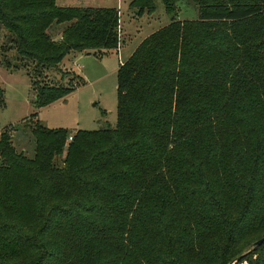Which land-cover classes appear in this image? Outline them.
<instances>
[{"label":"trees","instance_id":"16d2710c","mask_svg":"<svg viewBox=\"0 0 264 264\" xmlns=\"http://www.w3.org/2000/svg\"><path fill=\"white\" fill-rule=\"evenodd\" d=\"M161 1L171 22L119 65L114 129L68 142L31 116L33 158L0 131V264H264V0H192L182 21ZM0 27L33 64L37 109L73 91L42 72L118 49L115 8L0 0Z\"/></svg>","mask_w":264,"mask_h":264},{"label":"rangeland","instance_id":"374dc122","mask_svg":"<svg viewBox=\"0 0 264 264\" xmlns=\"http://www.w3.org/2000/svg\"><path fill=\"white\" fill-rule=\"evenodd\" d=\"M76 1L65 0V3L74 4L77 3ZM129 1H92L91 6L114 7L118 10L121 28V32L119 28L118 49L116 52H108V55L103 57L70 53L57 69L45 70L38 75L34 79L36 84L73 89L67 96L40 109L35 107V93L31 80L27 76V72L33 69V64L17 57L14 48L9 45V33L0 27V90L2 93L0 131L6 128L12 129V145L17 152L23 153L27 158L34 157L35 144L31 132L33 121L48 129H65L71 135L74 130L97 131L116 127L119 65L127 60L129 52L143 39L169 24L173 17L165 12L161 0H152L154 13L142 16H137L136 10L129 9ZM60 2L59 0L58 4ZM175 18L179 21L196 20L198 10L194 2L178 0ZM67 25L52 26L48 31L52 40L58 41ZM4 45L9 46L3 54L1 48ZM6 64L9 65L8 68ZM31 116H35L33 121L30 120ZM231 264H249V262L243 260L234 261Z\"/></svg>","mask_w":264,"mask_h":264},{"label":"crops","instance_id":"0c3cea01","mask_svg":"<svg viewBox=\"0 0 264 264\" xmlns=\"http://www.w3.org/2000/svg\"><path fill=\"white\" fill-rule=\"evenodd\" d=\"M60 1H61L60 4H58L59 0H55V3H56V5L58 7H62V8H68V7H77V8H104V7H98V6H91L92 5L91 3H93L92 1H96V0H77V1L75 0L77 3H81V4H77V3H74V2H72L74 4H69V3L67 4V3H65V0H60ZM66 1L68 2V0H66ZM112 8H114V7H112ZM120 32H121V28H120ZM135 48L131 52H129V54L127 56V59L131 56V54L133 53V51L135 50ZM107 53L105 54V56L108 55ZM72 54H78V53H74L73 52ZM80 54H82V53H80ZM122 63L123 62H121V64Z\"/></svg>","mask_w":264,"mask_h":264},{"label":"water","instance_id":"95a60500","mask_svg":"<svg viewBox=\"0 0 264 264\" xmlns=\"http://www.w3.org/2000/svg\"><path fill=\"white\" fill-rule=\"evenodd\" d=\"M263 241H264V238H262L259 242H257V243L255 244V246H257L258 244H261Z\"/></svg>","mask_w":264,"mask_h":264},{"label":"built area","instance_id":"2783aa9c","mask_svg":"<svg viewBox=\"0 0 264 264\" xmlns=\"http://www.w3.org/2000/svg\"><path fill=\"white\" fill-rule=\"evenodd\" d=\"M72 140V135H70L69 137H68V142H70Z\"/></svg>","mask_w":264,"mask_h":264}]
</instances>
